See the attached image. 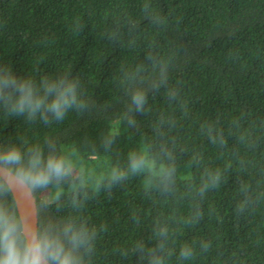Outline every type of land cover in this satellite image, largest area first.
<instances>
[{"label": "trees", "instance_id": "16d2710c", "mask_svg": "<svg viewBox=\"0 0 264 264\" xmlns=\"http://www.w3.org/2000/svg\"><path fill=\"white\" fill-rule=\"evenodd\" d=\"M4 68L77 82L62 121L0 104V147L65 158L33 195L80 264H264V0H0Z\"/></svg>", "mask_w": 264, "mask_h": 264}, {"label": "clouds", "instance_id": "9594fccd", "mask_svg": "<svg viewBox=\"0 0 264 264\" xmlns=\"http://www.w3.org/2000/svg\"><path fill=\"white\" fill-rule=\"evenodd\" d=\"M143 92L132 96L137 110L143 107ZM0 104L12 116L34 120L37 113L47 120L51 114L62 121L69 110L82 108L75 80H43L37 85L31 78L18 79L10 68L0 72ZM137 165L133 164V169ZM65 158L50 150L45 157L39 146L22 149L16 144L0 147V192L23 190L29 195L47 188L69 172ZM40 208L35 209L38 215ZM87 230L72 224L56 226L34 224L0 207V264H80L79 248L89 242ZM188 251L181 253L186 257Z\"/></svg>", "mask_w": 264, "mask_h": 264}, {"label": "water", "instance_id": "95a60500", "mask_svg": "<svg viewBox=\"0 0 264 264\" xmlns=\"http://www.w3.org/2000/svg\"><path fill=\"white\" fill-rule=\"evenodd\" d=\"M9 193L13 201L16 216L21 219L29 218L34 224H38V215H34L37 208L34 195L32 194L30 199L29 195L23 190L16 192L9 191Z\"/></svg>", "mask_w": 264, "mask_h": 264}]
</instances>
